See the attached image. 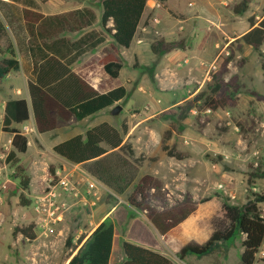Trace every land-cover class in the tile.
<instances>
[{"label":"rangeland","instance_id":"obj_1","mask_svg":"<svg viewBox=\"0 0 264 264\" xmlns=\"http://www.w3.org/2000/svg\"><path fill=\"white\" fill-rule=\"evenodd\" d=\"M58 1L65 6L74 3ZM88 1L102 10V0ZM239 1H147L151 11L140 26L137 39L125 53H120L123 68L120 77L114 79L113 86L124 85L128 95L90 121L106 116L134 150L133 156L119 151L109 155L105 162L123 172V180L128 184L125 193H116L102 182L88 191L90 173L85 166L56 159L52 145L76 130L82 131L84 126L71 127L60 122L58 129L42 134L36 126L29 134L28 152L17 154L18 164L30 176L29 189L24 193L32 200L28 206L21 205L23 190L20 179L14 177L16 166L6 160L13 149L12 134L2 133L0 127V264H64L73 252L72 246L67 247V240L76 244L113 206H117L114 213L117 222L127 226L135 221L131 233L138 240L163 251L179 264H240L242 235L231 240L228 250L222 246L210 255L179 258V251L185 245L203 244L209 239L211 220L220 215L222 197L244 204L254 194H264L261 176L264 172V99L259 97L264 96V45L256 51L239 39L251 28L250 17L256 25L264 18V0H251L249 9L237 15L233 5ZM160 38L182 40V45L173 52L155 55L151 44ZM111 46L105 48L106 52ZM231 51L235 53L225 79L234 74L240 76L243 87L238 93L237 105L215 111L197 105L186 111V102L208 91L220 62ZM172 55L170 61L168 58ZM240 60H243L242 66ZM4 100L0 82V122ZM201 103L202 100L198 104ZM117 105L122 110L113 114ZM134 119H137L135 124ZM169 149H174L177 155L170 156ZM51 169L55 171L53 176ZM35 176L41 189L32 199L31 183ZM144 176L152 177L147 189L152 206H171L186 197L202 204V210L193 216L199 224L198 231L189 242L179 237V232L172 231L164 237L151 229L144 222L147 211L129 201L134 197L140 202L136 188ZM62 179L69 182L71 191L60 184ZM53 185L60 194L57 201L48 198ZM41 199L47 204H41ZM203 200L207 201L203 203ZM17 209L20 214H14ZM140 220L149 235L143 236L137 229ZM30 223L36 225L37 238L29 241L23 237L16 243V237L22 234L14 235L15 227ZM121 254L114 252V264H121ZM257 258L254 264H264Z\"/></svg>","mask_w":264,"mask_h":264},{"label":"trees","instance_id":"obj_2","mask_svg":"<svg viewBox=\"0 0 264 264\" xmlns=\"http://www.w3.org/2000/svg\"><path fill=\"white\" fill-rule=\"evenodd\" d=\"M147 1L102 0L101 24L105 32L85 34L80 39L72 42V45L95 47L106 40V35H110L114 40V44L101 61L105 72L110 77L117 79L123 68L118 48L131 47L147 7ZM250 3L251 0H240L233 5V12L237 15L244 14L249 9ZM26 11L29 12L30 10ZM32 12L38 16V20L43 17L41 13ZM72 13L77 16V20H75V26L71 30L82 29L96 21L95 12L87 7L75 10ZM110 21H112V25L108 26ZM249 22L252 28L239 39L259 51L261 46L264 45V18L258 25H256L253 17L249 18ZM59 24L64 26L63 21H60ZM93 37H96L95 41ZM64 40H55L54 43L61 42L59 44L65 46ZM3 41L6 42L4 50L11 56L0 60V81L9 73L19 71L21 68L20 62L16 58L15 49L10 42L8 30L0 16V52L2 51ZM181 45L182 40L168 41L160 38L151 44V51L155 55H160L173 52ZM54 48L57 49L56 45H54ZM28 49H30L34 58L41 57L39 47H28ZM234 53V51H231L230 55L220 62V67L214 73L208 91H203L186 102V111L197 105H200V108H209L214 111L222 108H232L237 105L238 93L243 87L240 76L234 74L229 80L225 79V74L229 71L228 65L233 59ZM40 61L37 60L33 63L34 77L31 78L29 83L39 132L53 131L60 122L66 123L71 118L82 120L95 115L122 101L128 95V90L123 85L116 86L107 92H99L72 72H70L68 78H77L82 86L78 85L77 81H74L75 83L71 81L67 86L57 84V82L53 85L43 86L41 83L43 65ZM239 65H243V60L239 61ZM259 97L264 99V96ZM200 100H202V103L198 104ZM29 118L30 107L27 99H11L6 102L2 130L12 134L11 144L13 147L6 160L16 166L14 177L20 179L23 190L20 194V203L24 206L32 203V200L26 198L24 193L29 189L30 176L25 174L24 169L18 164L20 158L17 153H25L28 150V138L13 124L23 123ZM111 149L116 150L112 152V155L117 154L119 151L127 156L134 155L132 146L124 142L123 133L109 122H102L87 129L84 134L75 135L53 147L57 155L71 163L83 164L90 174L96 176L98 180L116 193L123 194L128 185L123 180V172L105 163L106 159L104 158ZM168 153L170 156L177 155L174 149H169ZM100 170L105 172V175ZM54 172V169H51L52 176L55 174ZM115 174L118 175L116 176L118 178L115 177ZM261 176L264 177V172ZM151 182V176H144L141 179V184L136 188L140 202H136L134 197H130L129 201L138 208H144L147 211L148 219L159 233L166 235L197 210L198 202L192 197H186L183 202L171 206H152L147 194ZM206 201L203 200V202ZM262 204H264V194L260 192L254 194V198L244 204H236L231 202L230 198L222 197L220 215L211 220L212 230L209 239L203 244L194 242L185 245L179 252V258L184 259L188 255L197 257L210 255L222 246L228 250L231 240L242 235L240 264H254L256 254L264 243ZM35 228V223L21 227L17 226L14 229V235L21 233L24 238L34 241L37 238ZM114 236V222L105 219L86 240L85 234L80 236L76 244H72L71 240L68 239L66 242L67 247L72 246L73 252L70 254L72 257L67 264H110ZM121 246L124 254V260L121 264H178L165 254L128 240L123 239ZM76 250L77 252L73 254Z\"/></svg>","mask_w":264,"mask_h":264},{"label":"crops","instance_id":"obj_3","mask_svg":"<svg viewBox=\"0 0 264 264\" xmlns=\"http://www.w3.org/2000/svg\"><path fill=\"white\" fill-rule=\"evenodd\" d=\"M71 1L74 2L72 5L65 6L62 5L63 2H59L58 0H0V16L3 19V22L8 30L10 42L16 52V58L19 60L21 65L19 71H13L9 73L5 78H3L0 81L2 95L3 98H5L2 104V115L4 117L5 105L8 100L20 99V98L27 99L30 107V118L23 123L13 124V126L17 127L19 130H21L23 126L29 125L33 128V132H34L37 126L33 100L29 89V83L31 81V78L34 77L33 63L37 60H41L40 62L43 65L41 71V83L43 86L53 85L56 82L57 84L67 86L71 81L73 82L77 81L76 83L82 86V84L77 80V78H70V79L68 78V75L70 74V72H72L76 74L79 78H81L84 82H86L89 86L93 87L95 90H98L99 92L102 93L107 92L113 89L114 87H116L113 86L114 78L110 77L105 72L101 61L103 56L107 53L105 48L107 46H111L114 44V40L110 35H106V40L95 47H87L86 45L83 46L72 45V42L80 39L85 34H89L92 32H105L101 24V17L103 10H101V7L99 9L94 8L92 2L88 0L83 1L81 3H78L75 0H71ZM85 7L92 9L95 12L96 21L92 25H87L82 29H78L75 31L71 30V28L75 26L74 24L75 20H77V16L74 15L72 12ZM26 10H30V11L27 12ZM32 11L41 13L43 17L38 20V16H36V14H34ZM148 11L151 10L147 5L140 26L145 20ZM60 21H63L64 26L59 24ZM111 25H112V21L109 22L108 26ZM251 28H249V30ZM138 32L137 35L135 36L136 39L138 36ZM60 39H65L63 41L65 46L59 44L61 42L56 44L54 43L55 40H60ZM93 40L95 41L96 37H93ZM54 45H56L57 49L54 48ZM4 47H5L4 43L2 42V51L0 52V60L4 58H9L11 56L7 51L4 50L5 49ZM28 47H35V48L39 47L41 51L40 52L41 57L39 58V56H37L38 58H34L33 54L31 53L30 49H28ZM118 49L119 52L122 54L125 53L124 51L125 49H129V48L119 47ZM172 57L173 55L170 56L168 59L172 61ZM109 108H113V106L108 107L96 113L95 115L89 116L82 120L71 118L68 122L65 123V125L71 124L70 125L71 127L72 126L80 127L84 125L83 127H81L83 128V130L82 131L76 130L73 133H70V135H66L67 137H65V139L62 141H65L78 134H84L87 129L94 127L102 122H109L111 124V122L107 119L106 116H102V118L97 119L95 122H90L94 116L108 111ZM135 120L137 119H134L133 124H135L136 122ZM0 123H1L0 127L2 133H7L2 130L3 120H1ZM56 129H58V126ZM39 133L42 134L46 132H39ZM29 134L30 132L24 134L28 138V142H29L28 150L30 149V143H31ZM56 144L52 145V151L56 159L62 162L70 163L69 161H67L66 159L62 158L61 156L57 155L54 152L53 147ZM28 150L26 152H28ZM115 151L116 150L114 149L109 150L107 156L104 159H107L108 156L112 155V152ZM35 174H37V171L35 172ZM31 186H34V188L32 189L34 194H30V197L33 199V197L36 195L35 192L41 189V184H39L38 177L35 176L33 178ZM116 207L117 206H113L112 209L108 210L107 213L100 218L96 226L91 229V231L89 232V234L86 235L85 238L86 240L88 236L92 233V231L102 221L111 218V220L115 224V236L113 243V253L111 256L110 264H114L113 256L116 250L119 253H122L121 259L122 261L124 260V254L121 246L123 239L136 244L142 242L140 243V245L149 247L162 254H165L163 251H159L158 249L153 248L147 242L138 240V238H136L131 233L136 223L135 221H133L130 225L127 226H124L120 222H117L114 218V213L117 210ZM200 209L202 210V204L198 203V207L195 212H198ZM18 211L19 210L17 209V211L14 214H20ZM195 212L192 213L187 219H185L177 227L169 231L166 235H168L172 231H176L179 232L180 234L179 237L185 239L187 242H189L188 239L190 238L193 239L195 237L194 233L195 232L197 233L198 231L197 229L199 228L198 222H196L193 218ZM144 222L148 223L151 229L157 230L148 218H146ZM137 229L142 231L141 233H143V236L149 235V230L145 228L142 220H140L139 223L137 224ZM166 235H162V236L165 237ZM22 238L23 235H18L15 239V242L20 243ZM76 252L77 250L73 254H75ZM71 257L72 256H70L64 264H67L71 259ZM119 262H121V260ZM177 263L179 264V262Z\"/></svg>","mask_w":264,"mask_h":264},{"label":"built area","instance_id":"obj_4","mask_svg":"<svg viewBox=\"0 0 264 264\" xmlns=\"http://www.w3.org/2000/svg\"><path fill=\"white\" fill-rule=\"evenodd\" d=\"M156 5L158 7H161L160 3H157ZM168 71H170L171 74H174V71L172 69L168 68ZM32 130H33V128L31 126L25 125L22 127V129L20 131L22 134H27ZM89 180L90 181L88 182V186H89L88 191H91L92 189H94L95 187H97L98 185L101 184V182L99 180H97L94 176H91V174L89 175ZM60 184L64 187L65 190L71 191V188H69V182L67 180H64V179L60 180ZM55 187H56L55 185L51 186L52 190L49 192L48 198L50 200L57 201L59 199L60 194L57 192V190H55L56 189ZM44 202L45 201L43 199H41V202H40L41 204H47ZM50 203H51V205H54L53 202H50ZM38 207H40V206L38 205ZM58 208H60V207H58ZM261 215L264 218V204L262 205V208H261ZM256 257H258L257 259L259 262L264 263V243L260 247L259 251L257 252Z\"/></svg>","mask_w":264,"mask_h":264},{"label":"water","instance_id":"obj_5","mask_svg":"<svg viewBox=\"0 0 264 264\" xmlns=\"http://www.w3.org/2000/svg\"><path fill=\"white\" fill-rule=\"evenodd\" d=\"M122 110V106L121 105H117L114 107L113 109V114H118L120 111Z\"/></svg>","mask_w":264,"mask_h":264}]
</instances>
